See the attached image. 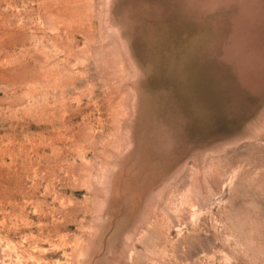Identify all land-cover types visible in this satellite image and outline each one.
Wrapping results in <instances>:
<instances>
[{
  "label": "rangeland",
  "instance_id": "374dc122",
  "mask_svg": "<svg viewBox=\"0 0 264 264\" xmlns=\"http://www.w3.org/2000/svg\"><path fill=\"white\" fill-rule=\"evenodd\" d=\"M0 264H264V0H0Z\"/></svg>",
  "mask_w": 264,
  "mask_h": 264
}]
</instances>
